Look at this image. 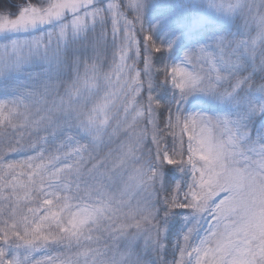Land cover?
<instances>
[{
    "label": "snow or ice",
    "instance_id": "snow-or-ice-1",
    "mask_svg": "<svg viewBox=\"0 0 264 264\" xmlns=\"http://www.w3.org/2000/svg\"><path fill=\"white\" fill-rule=\"evenodd\" d=\"M0 264H264V0H0Z\"/></svg>",
    "mask_w": 264,
    "mask_h": 264
}]
</instances>
